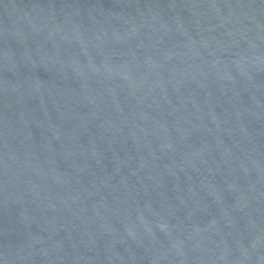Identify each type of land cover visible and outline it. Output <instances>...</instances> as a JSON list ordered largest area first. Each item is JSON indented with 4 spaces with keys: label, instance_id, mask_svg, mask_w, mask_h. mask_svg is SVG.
<instances>
[{
    "label": "water",
    "instance_id": "1",
    "mask_svg": "<svg viewBox=\"0 0 264 264\" xmlns=\"http://www.w3.org/2000/svg\"><path fill=\"white\" fill-rule=\"evenodd\" d=\"M0 264H264V0H0Z\"/></svg>",
    "mask_w": 264,
    "mask_h": 264
}]
</instances>
